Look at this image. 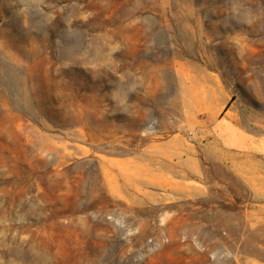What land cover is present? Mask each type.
<instances>
[{"label":"rangeland","instance_id":"374dc122","mask_svg":"<svg viewBox=\"0 0 264 264\" xmlns=\"http://www.w3.org/2000/svg\"><path fill=\"white\" fill-rule=\"evenodd\" d=\"M0 264H264V0H0Z\"/></svg>","mask_w":264,"mask_h":264}]
</instances>
